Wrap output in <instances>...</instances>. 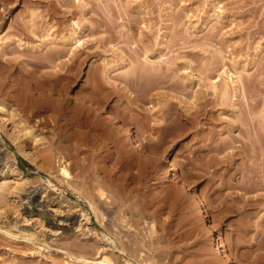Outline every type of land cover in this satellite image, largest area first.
<instances>
[{
    "label": "rangeland",
    "instance_id": "rangeland-1",
    "mask_svg": "<svg viewBox=\"0 0 264 264\" xmlns=\"http://www.w3.org/2000/svg\"><path fill=\"white\" fill-rule=\"evenodd\" d=\"M3 1L11 4L0 0V264H101L103 254L113 264H264V0H131L134 9L107 0L112 40L75 26L68 34L83 44L69 50L84 62L59 72L39 48L54 28L29 37L27 20L47 14L45 0ZM144 44L172 48L144 59ZM135 62L161 67L147 66L149 76ZM132 64L144 74L126 73ZM46 78L59 109L33 103ZM198 89L209 104L197 105ZM32 188L68 216L66 233L23 213Z\"/></svg>",
    "mask_w": 264,
    "mask_h": 264
},
{
    "label": "bare ground",
    "instance_id": "bare-ground-1",
    "mask_svg": "<svg viewBox=\"0 0 264 264\" xmlns=\"http://www.w3.org/2000/svg\"><path fill=\"white\" fill-rule=\"evenodd\" d=\"M18 1V0H17ZM29 1H31V0H29ZM38 1V0H37ZM39 1H43V0H39ZM99 1L100 0H97V1H95V0H45L44 2H45V11L46 12H44V13H47L46 15H42L43 13L41 12H39V11H36V12H38L39 14H41L40 16L38 15V13H37V16L38 17H41V16H43V18L46 16V17H48V18H46V21H45V19L43 20L42 19V17L41 18H39V20L40 19H42V21L40 20V22L39 23H41V22H43V21H45L46 22V24H45V26H44V23H41L42 25H40L39 23H38V18H37V16L35 15L36 13L35 12H33L34 13V17H32V15L30 16L31 18L29 19L28 18V20H27V23H28V21L29 20H32V21H30V23H29V25H31V26H29V27H33V29H30L31 31H30V35H29V37H31V35L33 36V34L32 33H34V34H36V35H38L39 36V34H40V36L41 35H44V34H42L43 32L44 33H46L47 35H48V33L47 32H49L50 30H52V28H54V30H52V33H51V35L53 34V33H55L54 35H52V36H48L46 39L44 38V39H41L40 40V44H41V46L40 45H38V46H40L39 48L41 49L40 51H42L43 53H44V50L46 51L45 52V54H47V55H49V57L47 58V61L45 60V64H46V66H48L49 65V67L52 69V71H53V69H55L56 71H58V70H60V69H64L65 67H63V65L64 66H66V65H68L67 66V68H68V70H69V68L70 69H72L73 68V66H74V68H76V69H74V70H77L79 67H75L76 65H75V63H77L78 62V60H80V59H84V58H82V57H80V59H79V56L80 55H78L77 53H76V48L75 47H78L79 45L81 46L82 44H83V40H81V38H79L78 37V35L77 36H74V35H70V34H68V33H70V32H74L73 30H75V26H78L80 29H83V30H89V32H94V31H96V30H102L103 32H105L106 34H107V36L106 35H102L101 37H102V39L103 40H105L104 41V43H105V45L106 44H108V42L109 41H111L112 40V38H113V34H111V32H110V29L112 30L113 28H115V26H116V24H117V20H115V18L112 16V12H111V10H110V6L107 4V0H104V2L102 3V4H100L99 3ZM1 2L4 4L3 6L4 7H8V9H9V6H10V4L8 5V2L5 4V2L3 1V0H1ZM32 2H34V3H39V2H35V1H32ZM31 2V4L33 5V3ZM43 3V2H42ZM41 3V4H42ZM40 4V3H39ZM44 4V3H43ZM43 4H42V6H43ZM108 6H107V5ZM1 5V4H0ZM8 5V6H7ZM14 5H15V3H14ZM13 5V6H14ZM36 5V4H35ZM2 6V7H3ZM34 6V5H33ZM38 5H36V6H34V7H37ZM125 6H128L129 7V9H131L133 6L131 5V0H126V2H125ZM2 7H0V8H2ZM41 8V7H40ZM43 8V9H44ZM134 8H136V7H133L132 9H134ZM4 9V8H3ZM1 11H2V14H3V10L2 9H0ZM138 10V12H139V9H137ZM1 14V13H0ZM10 14V13H9ZM32 14V13H31ZM79 15V17L78 18H80V21H75L74 19V17L75 16H77V15ZM29 16V15H28ZM36 16V17H35ZM120 17L122 18V15H120ZM35 18H37L36 19V21H37V23L39 24H37L36 22H34L35 21ZM1 20V19H0ZM24 21H26V20H23V22ZM0 22H2V21H0ZM22 22V21H21ZM21 22H20V24H21ZM23 22H22V24H23ZM33 22V23H32ZM12 23V22H11ZM19 23V22H18ZM17 23V24H18ZM80 23H82V25L80 26ZM136 24H137V20H136V22H135ZM21 24V26H23ZM37 24V25H36ZM25 25H26V23H25ZM1 26V25H0ZM21 26H18V27H21ZM40 26V27H39ZM41 26H42V28H41ZM167 26V28L170 30V25H166ZM15 27H16V25H15ZM17 27V28H18ZM27 27V26H26ZM22 28V27H21ZM23 28H25V26L23 27ZM22 28V29H23ZM145 28H148V31H150V27H147V26H145ZM29 29L27 30V28L26 29H23L24 30V32L26 33V32H28L29 31ZM41 29V30H40ZM21 30V29H20ZM22 30V31H23ZM26 30V31H25ZM49 30V31H48ZM18 31H19V29H18ZM18 31H16V29H15V32L17 33ZM148 31H143L144 32V35L145 36H148V34H147V32ZM64 32V33H63ZM77 32V31H76ZM75 32V33H76ZM79 32V31H78ZM108 32H110V33H108ZM19 33L20 32H18L17 33V36L19 35ZM61 33H63V35L61 34ZM68 35H67V34ZM27 34V33H26ZM28 34H29V32H28ZM50 34V33H49ZM62 36H61V35ZM67 36H66V35ZM74 34V33H73ZM165 34H167L166 32H165ZM36 35H34L33 36V38L34 37H37ZM20 36H22V33L19 35V37ZM23 36L25 37L26 35H24L23 34ZM39 36V37H40ZM104 36V37H103ZM19 37H17V38H19ZM24 37H22V38H24ZM161 37H164V36H161ZM160 37V38H161ZM17 38H15V39H17ZM21 38V37H20ZM21 38V39H22ZM26 38V37H25ZM28 38V37H27ZM31 39V41L32 40H34V39ZM9 39V38H8ZM10 39H11V37H10ZM14 38L13 39H11V40H15ZM29 39V38H28ZM30 39H29V41H30ZM10 40V41H11ZM36 40V39H35ZM34 40V41H35ZM43 40V41H42ZM100 40V39H99ZM103 40H102V42H103ZM9 41V40H8ZM7 41V42H8ZM9 41V42H10ZM12 41V42H13ZM17 41H19V40H17ZM21 41V40H20ZM89 41V40H88ZM148 41V40H147ZM11 42V45L13 44ZM28 42V41H27ZM19 43V45L21 44V42H18ZM104 43H103V45H104ZM158 43H160V41L159 42H157V45H159ZM172 43H174L175 44V42H173L172 41ZM24 44V43H23ZM29 44V43H28ZM35 44H36V42H35ZM34 43H33V47H34V45H35ZM71 44H74V49H71V50H69V45H71ZM151 44H153V43H151ZM151 44H144V55H145V58L144 59H147V56L149 55V54H152L155 58H161L162 56H163V49H165V47H168V49L170 50L172 47V45L171 44H167V45H162V46H159L158 48H156V47H154V45H152L153 46V48L152 49H150V45ZM155 44H156V41H155ZM8 45H9V43H8ZM11 45H9L8 47L10 48V49H12V46ZM16 46V41L14 42V44H13V46ZM26 45V44H25ZM30 46H31V44H29ZM37 45V44H36ZM5 46H6V43H5ZM5 46L3 47V50H4V48H5ZM27 46V45H26ZM29 46V47H30ZM107 46V45H106ZM36 47V46H35ZM71 47V46H70ZM8 48V50H10ZM15 48V47H14ZM28 48V47H27ZM27 48H25V49H27ZM16 49V48H15ZM14 49V50H15ZM22 49V48H21ZM24 49V48H23ZM35 48H33L32 49V47H31V50H34ZM36 49H37V51L39 50L37 47H36ZM5 50H7V49H5ZM7 50V51H8ZM29 50V49H28ZM106 50V49H105ZM7 51H5L6 53H7ZM13 51V50H12ZM40 51H38V52H40ZM88 51H90V50H88ZM87 51V52H88ZM4 52V53H5ZM32 52H34V51H31V53ZM38 52H35V53H38ZM86 52V51H85ZM86 52V53H87ZM35 53L33 54L32 53V56L35 58L36 57V55H35ZM90 53H91V51H90ZM1 54H3V52H1ZM65 54L66 55H68V58H67V62L68 61H70V65L69 64H66V58L64 59V61H63V58L64 57H62V56H65ZM92 54H93V51H92ZM96 54V53H95ZM5 55V54H4ZM3 55V56H4ZM43 55V54H42ZM42 55H41V57H42ZM2 56V57H3ZM40 56V55H39ZM38 55H37V57L39 58H37V60H40L41 58L39 57ZM84 56H86L85 54L83 55V57ZM89 56V55H88ZM43 57H45L46 58V55H43ZM62 57V58H61ZM66 57V56H65ZM59 59H62V60H59ZM42 61L44 60V58L43 59H41ZM87 60V59H86ZM80 61H82V60H80ZM146 61V60H145ZM144 61V62H145ZM148 61H150V60H148ZM176 61V60H175ZM38 62V61H37ZM84 62V60L82 61V63ZM136 62L139 64V60H136ZM135 62V65L137 64ZM144 62L142 63H140V65L141 64H144ZM40 63V62H39ZM38 63V64H39ZM69 63V62H68ZM81 63V64H82ZM145 63H147V62H145ZM152 63V62H151ZM150 63V64H151ZM172 63H175L174 61H172ZM171 63V64H172ZM42 64H44V62L42 63ZM41 63H40V66L42 65ZM44 64V65H45ZM80 64V63H79ZM170 64V63H169ZM146 65V64H145ZM43 66V65H42ZM78 66V65H77ZM131 66H133L132 67V69L131 68H129L128 70V72H126V73H128V74H130L131 73V75L133 74V75H136L137 73H143V69L144 68H148L149 67V65H147L146 67L144 66V68H142V66H141V68H140V66H138V65H136L140 70H143V71H136L137 73H135L134 71L136 70V66H135V68H134V64H132ZM160 67H161V62H153L151 65H150V67H149V70L151 71L152 69H150V68H153V70L154 69H160ZM67 68L65 69L66 70V72L68 71L67 70ZM135 70H134V69ZM137 68V69H138ZM50 69V70H51ZM145 69V72L150 76L151 74L153 75V71H151V72H153V73H149V71H148V69L146 70ZM166 69H167V67H166ZM74 70H73V72H74ZM46 70H44L43 71V73H44V75H45V73L46 72H50V71H46ZM51 71V76H52V72ZM95 71V70H94ZM55 72V71H54ZM59 72V71H58ZM64 72V71H63ZM69 72V71H68ZM72 71H71V73H73ZM105 72H107L106 70H105ZM108 72H109V69H108ZM40 73H42V70H41V72ZM48 73L46 74L47 75V78H49L48 77ZM56 73V72H55ZM70 73V74H71ZM135 73V74H134ZM57 74V73H56ZM61 75H63V73H60ZM74 74V73H73ZM106 74V73H105ZM144 74V73H143ZM155 74V73H154ZM43 75V76H44ZM66 75H67V73H66ZM69 75V74H68ZM138 75V74H137ZM142 75V74H141ZM53 76H54V73H53ZM58 76V75H57ZM56 76V77H57ZM73 76V75H72ZM44 77H46V76H44ZM43 77V78H44ZM58 77H60V76H58ZM65 77V76H64ZM67 77V76H66ZM42 79L43 80V84L42 83H40L36 88H35V90H36V92H37V96L34 98V104H37V106H39V105H45V104H47L48 106L50 105L52 108H54V110H55V108H58V106L59 105H57V107H55L56 105V103H54V102H51L52 101V95H53V93H54V91H53V88H46L45 87V83L44 82H48V79ZM51 79H52V77H51ZM55 79V78H54ZM58 78H56L55 80H57ZM47 80V81H46ZM49 80H50V78H49ZM54 80H51V82H53ZM237 81V80H236ZM49 84V83H48ZM94 86V85H93ZM26 87V86H25ZM93 88V87H92ZM45 90H47V91H49V93H45ZM199 90V89H198ZM19 92H16V93H18V96L21 98V97H26L27 96V88L25 89H20V90H18ZM200 91V90H199ZM199 91H198V93H199ZM236 93V92H235ZM233 94V95H237V94ZM225 95H227V94H225ZM224 95V96H225ZM207 97V93L205 92V91H200V93L197 95V105L199 104V106H200V104L201 105H206L207 103H208V99L206 98ZM226 97H222L221 99V102L222 103H224L223 101V99H225ZM76 99V98H75ZM226 100V99H225ZM74 102L76 103L77 101L76 100H74ZM60 104V103H59ZM209 104V103H208ZM204 105V106H205ZM47 106V107H48ZM198 106V107H199ZM197 107V106H196ZM201 107V106H200ZM60 108V107H59ZM58 108V109H59ZM197 109H199V108H197ZM203 109V108H202ZM53 110V111H54ZM200 110V109H199ZM199 110H197L198 111V113H200L199 112ZM201 111V110H200ZM193 116H194V114H193ZM192 116V118H191V116L190 117H188V118H190V119H193V118H195V117H193ZM57 118L56 117H54L53 116V120H56ZM194 120H196V119H194ZM239 120V119H238ZM237 120V121H238ZM241 123L242 122H244V120L242 121V120H239ZM239 121L237 122V123H239ZM236 123V122H235ZM247 123V122H246ZM245 122L243 123V125H248V124H246ZM242 125V126H243ZM236 126V125H235ZM240 128H241V124H240ZM230 130V129H229ZM240 130V129H239ZM264 132V131H263ZM249 133V132H248ZM262 134V136H264V134L263 133H261ZM245 135H247V134H245ZM250 134H248V140H249V138L251 139V137L249 136ZM262 136H258V137H262ZM246 137V136H245ZM247 137L245 138V139H247ZM259 139H261V138H259ZM258 139V140H259ZM245 140V142L247 141V143L250 141V143L252 142V143H254V141H251V140ZM253 140V139H252ZM260 141H262V140H259V142ZM263 141H264V138H263ZM249 143V144H250ZM255 145V144H254ZM263 145H264V143H263ZM263 145L261 146L260 145V147L262 148L263 147ZM251 146H253V144H251ZM134 148H135V150L136 151H138V152H143V149H142V147L140 146V144H138V143H135L134 144ZM263 149V148H262ZM0 160H1V157H0ZM261 160V159H260ZM263 160H264V158H263ZM262 161V160H261ZM264 162V161H263ZM167 163H168V165L166 166V167H172V168H174V165H173V163L171 162V160H167ZM0 164H1V161H0ZM12 170L15 172V173H17L18 175H22L23 174V172L16 166V165H13L12 166ZM59 172L63 175V176H67L68 175V172H67V170L64 168V167H61L60 169H59ZM26 198H27V204H25L24 206H23V213H25V214H28V215H30V216H33V215H36V216H40L41 218H42V220H45V222L48 224V226H50V228L51 229H54L55 231H59L60 233H66L68 230H69V228H70V224H71V221L69 220V218H68V216L67 215H65V214H61L60 212H58V213H52V212H50L49 211V209L47 208V205L45 204V202L43 201V200H41L40 198H38V192H37V190L36 189H34V188H32V189H29L28 190V192H27V194H26ZM6 199V191L3 189V188H0V203H2L4 200ZM28 240V239H27ZM218 250H220V243H219V241H217V246H216V248H215V251H218ZM78 256V255H77ZM75 257V256H74ZM78 260H82V261H84V262H87L88 260H87V258H85V257H82V256H78V257H76ZM98 258H100V262H101V264H113V262L110 260V258L107 256V254L105 255V254H103V255H99L98 256Z\"/></svg>",
    "mask_w": 264,
    "mask_h": 264
}]
</instances>
